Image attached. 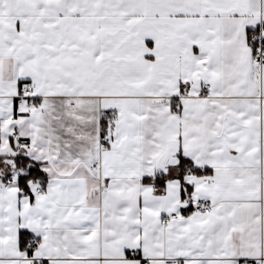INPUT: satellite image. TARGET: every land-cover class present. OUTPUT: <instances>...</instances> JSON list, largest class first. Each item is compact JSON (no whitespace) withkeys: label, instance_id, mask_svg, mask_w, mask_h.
<instances>
[{"label":"snow or ice","instance_id":"snow-or-ice-1","mask_svg":"<svg viewBox=\"0 0 264 264\" xmlns=\"http://www.w3.org/2000/svg\"><path fill=\"white\" fill-rule=\"evenodd\" d=\"M0 264H264V0H0Z\"/></svg>","mask_w":264,"mask_h":264}]
</instances>
